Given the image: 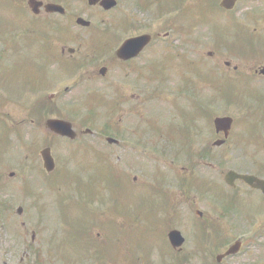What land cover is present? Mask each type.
Listing matches in <instances>:
<instances>
[{
	"label": "flooded vegetation",
	"instance_id": "obj_1",
	"mask_svg": "<svg viewBox=\"0 0 264 264\" xmlns=\"http://www.w3.org/2000/svg\"><path fill=\"white\" fill-rule=\"evenodd\" d=\"M0 1V138L6 137L0 139V264H49L45 256L51 254V248L35 246L38 230L46 229L47 219L44 221L43 215L39 211L41 208L44 212L41 204L31 200L30 196L32 195L23 188L25 181H29L25 179L24 175L25 162L28 158L25 154L17 155V148L14 151L13 145L25 144L24 131L26 129H20V125L10 122L6 117V115H10L6 112L7 106L12 100H16L14 98H22L25 91L31 94L40 92L47 95L46 98L36 102L33 107L30 106L32 108H30L29 114H31L33 124L38 121L37 117L43 118L45 111L49 114L45 120L49 134L46 132V140L42 142V145L45 146L39 151V155L42 167H44L42 151L47 147L50 148L55 159L53 172H56L58 169L57 156L54 154L56 139L78 142L81 134L95 135L93 130L78 133L73 123L77 136L72 139L68 135L64 136L56 130L50 129L46 124L49 119L67 120L61 113L67 107L64 100L67 92L66 66L75 74L88 63L89 55L84 59L79 58L74 61L76 58L74 55L78 52L81 53L84 47L85 38L89 40L90 55L100 58L101 56L107 57L106 65H101V68H107L108 77L112 76L110 74L113 65L116 67L121 65L124 68V75L120 76L123 80L122 83L119 78L115 77L116 75L111 80L114 101L113 105H110V110L113 111L115 123L109 132L100 130L102 137L99 138L102 141L104 139L107 141L112 136L114 141L112 143L107 141V143L119 149H127V143L131 146L133 143L134 147H132L136 154H138L136 150L138 146L151 150L156 148L164 154L162 155L163 161L167 153L162 149L183 146V150L187 152L186 156L193 157V159L189 157L188 160L192 163L196 161L193 166L198 163V165L207 166L210 171L215 172L213 176L201 179L205 184L203 187L199 185L202 203H213L215 210L213 213L212 210L207 212L205 208L197 211L196 215L199 216V219L187 217L186 204L189 199L184 198L183 193L179 198L173 194L170 188L159 187L162 184H156L154 181L144 184V187L147 188L146 193H148V207L141 211L135 210V216L127 215L128 219H122V224L114 226V229L108 223L102 224L96 221L97 224H100V230H103L97 233L101 239H98L97 236L95 238L89 228L88 232L90 233L85 234L82 246V249L85 248L91 252L93 259L90 258L92 262L89 264H142L143 260L138 257L133 260L131 256H124L126 249L130 250V246L140 248L144 240L152 238L161 241L173 255L172 258L171 253L159 252V256L155 255V260H159L160 264H244V254L254 257L251 249L260 236H264V203L256 204L252 201V196L264 200V191L253 185H248L242 179H236L234 184L228 183L226 175L230 170H234L240 174H253L264 179V138L254 136V131H250V133L247 131L249 122L264 121V97H255L248 91L254 87L264 88L251 82L253 79L255 82V79L264 78V62L257 61L259 57H264V51L258 50L257 45L244 34L247 31L249 35H257L264 39V0H250L248 3L244 2L245 0H232L228 7L223 5L224 0H117L116 8L122 7L125 3L128 6H133L140 13L152 10V17L156 21L168 16L169 19L166 21L168 28L166 30L160 28L148 32L143 31V25H139L138 18L131 19V17L123 15L116 22L103 23L108 26L102 29L92 24L81 26L75 22L76 26L83 30L82 37L71 28L70 22H61V16H67L68 8H71L70 3L74 0H35L43 3L35 8L30 6V0ZM50 3L65 4V12L63 14L47 12L45 5ZM244 5L248 10L249 29L233 16L235 12L242 11ZM94 7L101 8L99 4ZM214 8L222 12L226 11L230 17L223 23L220 18V21L216 22H213V17L209 18L210 20L207 19L209 22H213L210 30L212 39L218 47L226 44V49L234 51V56L250 60L251 63L254 62V65L249 67L246 72H243L239 65L234 66L231 60H225L224 63L229 72L221 73L200 68L195 74L193 71L195 68L191 71L193 65L185 64L188 56L178 52L182 49H192L194 45H203L204 42H201L199 38L204 37V34L200 33L198 36H194V30L196 27L202 28L203 25H206V16L211 17L209 14L216 12ZM193 17H197L198 20L193 21L191 19ZM131 30L137 34L128 36L124 41H117L118 34L116 32L124 35ZM141 35H149L146 46L128 59L120 58L117 51L121 46H124L127 39ZM177 36L179 39L176 43ZM227 40L235 43L231 45ZM77 41L80 43L78 48L67 46L69 44L76 45ZM67 53H69V57L75 58L66 59ZM214 54L215 52H210L209 56L212 57ZM179 66H183L185 69L182 74L178 70ZM175 81L178 82V87L173 86ZM152 83H155L156 89L148 93L147 84L149 86ZM204 83L213 85V88H210V90L213 89L212 95L206 94L207 89L204 87ZM170 84L173 87L169 86ZM131 85L134 88H129ZM121 87L128 88L127 91H130L128 96L122 95V93L118 94V88L121 89ZM245 93L250 99L253 97L255 113L249 112L240 120L242 121L241 126L244 128L237 137H240L238 142L243 141L245 145L242 143L237 145V148H241L236 150L242 152L237 155L239 159L231 162L229 154L233 155L235 151L229 149L215 152L214 148L229 146V142L234 137L232 132L235 119L233 118L230 127L218 129L215 126L217 117H213L211 112L216 103L227 104L235 97L242 99L246 95ZM204 94L206 100L202 103V98L199 101V97ZM209 96L212 98L208 99ZM162 97L169 99L174 97L173 106L170 101L164 100ZM101 98L100 94L95 93L92 98H89L88 103L95 104L92 100L97 101ZM150 98L156 99L151 102L164 100L167 105H171L172 107L168 105L169 114L166 113L167 111L164 113L157 109H153V114H150L148 109ZM120 101L121 105H119ZM173 107L175 110L170 115ZM119 111L122 116L117 118ZM55 112L59 114L55 115ZM87 112L88 115L85 118L92 122L97 119L98 114L95 109H89ZM155 113L161 114L157 116ZM253 116L255 117L253 118ZM246 118L249 120L247 121ZM200 120L207 121L206 124L210 128V132L213 131L210 123L214 120L215 133L213 131V137L218 136L219 138L212 143L207 140L208 142H205L207 145L198 148L197 146L201 145L204 140L200 133ZM202 131L205 134V130L202 129ZM100 133H96V135ZM148 136L150 142L146 141ZM250 136L253 138L249 139ZM1 141L10 145V152L13 148L12 153L8 151L6 154V148ZM36 142L37 144L40 142L37 135L32 144ZM247 142L259 148H249ZM81 143L87 144L84 145L86 146L84 148L86 155L91 153L95 155V158L99 156L97 159L99 164L94 162V165L106 167L102 165L105 160L103 147L90 146L88 142ZM194 146L196 152L193 150ZM69 156L73 155L70 153ZM122 158L121 155L118 164L122 162ZM229 162H235L240 166L225 171L223 181L228 187L227 190L221 186L218 175L219 169L222 168L221 165H228ZM132 164L139 166L137 161L132 160ZM44 169L47 171L45 167ZM68 169L70 168H61L57 175L60 173L63 175ZM121 171L123 174V170ZM184 172H189V169L185 168ZM121 174L119 172V175ZM17 177H22L20 182H13ZM54 177L57 176L54 175ZM159 178L160 175L158 182H163ZM59 179L58 177L57 181ZM121 179L131 186L125 177ZM134 179L138 181V177ZM183 181V177H180L177 183L181 184L180 188L184 189V187L187 188V180ZM163 183L168 184V181ZM57 184L55 182L54 185L57 186ZM140 188L143 187H137V189ZM41 193L40 196L43 197V192ZM62 197L67 199L66 196ZM39 201L44 202L43 200ZM44 203L45 211L48 213L47 204ZM180 207L184 209V213L178 211H182ZM156 216L168 217V219L157 222ZM199 228L202 230L200 234L198 233ZM114 230H117L118 233L123 232L126 238L121 235V238L115 240ZM136 230L139 231L137 237ZM178 230L182 233V236L177 239L178 241L182 240L181 244H175L170 236L171 232ZM81 241L82 239L76 242L81 245ZM21 247H25V249H23L21 259L18 260ZM73 248L75 251H71V253L75 254L74 261L68 262V253L64 251L66 260L64 263L84 264L80 256L81 246ZM229 251L231 252L228 253ZM120 255L123 256L120 257ZM42 256L44 257L42 258ZM16 259L17 263H15ZM48 260L50 261V258ZM150 260L153 261L151 258Z\"/></svg>",
	"mask_w": 264,
	"mask_h": 264
},
{
	"label": "rangeland",
	"instance_id": "obj_2",
	"mask_svg": "<svg viewBox=\"0 0 264 264\" xmlns=\"http://www.w3.org/2000/svg\"><path fill=\"white\" fill-rule=\"evenodd\" d=\"M244 2L248 3L250 2V0H245ZM70 5L71 8H68V12L66 14L67 16H61V22H70L71 28H73L76 34L80 37H82L81 35H83V30L79 26H76L75 22L78 16L86 17L87 19L92 21L93 25L97 26L100 29L108 26L104 25L103 23L111 21L116 22V20H118V18L123 15L129 16L131 17V19L138 18V22L140 23L139 25H143V31L148 32L152 30H159L160 28L166 30L168 28L166 25V21H168L169 19L168 16L163 17L159 21H156L152 17V10H149L146 13H140L136 11L133 6H128L125 3L124 5H122V7L116 8L112 12H103V10L99 7L91 8L87 4V0H74V2L70 3ZM243 8L244 9L242 11L235 12L233 16H235L236 19H239L240 22L244 23L249 29L250 24H248L247 18L248 10L247 8H245V5L243 6ZM215 10L216 12H212V14H209L211 17L206 16V20L212 17L214 18L213 22L221 20V23H223L226 20H229L230 15H227L226 11L222 12L218 9ZM191 19L193 21L198 20L197 17H193ZM209 20L206 21V25H203L202 28L196 27V29L194 30V36H198L200 33L204 34V37L199 38L201 42H204L203 45H194L192 49H182L181 51H178L179 53H183L188 56L187 62H185V64L188 63L191 66L193 65L191 71L195 68L196 71L193 70L195 74L198 73L197 70L200 68H203L207 71L214 70L221 73H226L229 72V69L225 66L224 62L225 60H231L234 66L239 65L240 68H242V71L246 72L249 67L254 65V62L251 63L252 61L250 60L243 59L240 56H234V51L226 49V44L218 47L215 41H213L212 39V31L210 30L213 22H209ZM190 22L192 23V21ZM116 33L118 34V42L124 41L128 36L137 34L134 33L133 30L124 35L118 32ZM244 34H246L248 39L252 40V42L257 45L258 50L264 51V39L259 38V36L257 35H249L247 31H245ZM178 39L179 37L177 36L176 43L178 42ZM231 40L227 41L232 45V43L235 42ZM84 41V47L81 50V53L78 52L74 55L76 58L69 57V53L66 54V59L75 58L74 61L78 60L79 58L84 59L85 56L88 57L89 55V61L87 64H85L84 67L75 72V74L72 73L71 69L68 66H66L67 75L65 74V80H67V92L65 93L66 96L64 100L67 107L65 108V110H62L61 113L64 115L65 119L74 123L78 133L91 128L94 131L95 135L85 136L81 134L78 142L56 139L54 141V154L55 156H57L58 166L56 172L48 173L44 169V167H42L40 159L41 157L39 155V151L45 146L44 144L42 145V142L46 140V132L47 134H49L45 125V120L48 118L47 116L49 114L45 111L42 119H39L37 117L38 121H35L36 124L32 123L31 114H29L31 110L30 108H32L36 102L42 100L43 98H46L47 95L40 92L31 94L30 92L25 91L23 97L14 98L16 100H12V102L7 106L8 109L6 110V112L10 114L6 115V117L10 120L11 123L13 122L15 125H20V129H26L24 131L25 144H21L18 146L13 145V147L15 149L14 151H16L17 148V155L23 156L25 154V156L28 158V160L26 159L25 162L26 166L24 175L25 179H28L29 181H25V185L23 186V188L24 190H28L30 195H32L30 196L31 200L38 201L41 204L44 212H42L41 208L39 209V211L40 213H42L44 221H46L47 219L46 229L41 228V230H38V235L35 240V246L38 248L43 246L44 248H51L50 256H45L49 264H65L64 262L66 260L64 257V251L68 253L67 261H74L75 254L71 253V251H75L73 247L75 246L80 248L81 246L82 249V246L84 244L83 241H81V245L76 241H80L83 237L86 236V233H90L88 232L89 230H87V225H85V221L87 219H89L90 221V229L92 230L93 236L96 238V236L98 237V231H103L100 230V224H97L98 222H101L102 224L108 223L114 229V226L117 227L122 224V219H128L127 215L135 216V210L141 211V209H145L146 207H148V193H146L147 188L144 187V184L146 185V183H152L154 181V183L156 184H162L159 185V187L161 186L163 188H170L173 194H175V196L179 198H181V196L184 194V198L187 197L189 199L188 203L186 204V215L190 219H199V216L196 215V212L202 210L203 208H205L207 212L212 210V213L215 210L213 203H202L200 198V195H202V193H199V185H201L202 187L203 185H205L201 181V179L209 178V176H213L215 172L210 171L207 166L204 167V165H198V163L197 165L193 166L196 161L195 163H192L188 160L190 156H186L187 152L183 150V146L169 147L167 148L169 153L165 148L162 149V151L167 153L165 154V160L163 161L162 155L164 154L160 153L158 150H156V148H153L151 150L147 149L146 147L142 148L138 146L136 149L138 154H136V151H134L133 149V143V147L131 146V144L129 145V143H127V149H119L114 145H109L105 139L102 141L99 138L102 137V133L99 132L100 130L109 132L112 130L113 124L115 123L113 111L110 110V105H113L112 102L114 101L112 98L113 89H111V80L116 75L115 77L119 78V81H121L120 83H122L123 80L122 78H120V76L123 77L124 68L121 67V65L118 66L119 68L113 65V68L111 70L112 72L110 74L112 76L108 77L107 74L106 76L102 77V75L100 74V69L102 67L101 65H106L105 61L107 57L101 56L100 58L96 55H90V49L88 47L89 40L85 38ZM78 42L79 41L75 42L76 45L69 44L67 46H76L78 48V46L80 45V43ZM210 52H215L214 56H209ZM257 61L264 62V57H259ZM178 70L181 74L185 71V69H183V66H179ZM230 74L232 75V73ZM251 82H253V84L259 86L261 85L264 87V78L255 79V82L253 79ZM174 83L175 84H173V86L178 87V82L175 81ZM154 84L155 83H152L149 86L147 84L148 93H151L156 89ZM203 85H205L204 87L207 89L206 94L212 95L213 89L210 90V88H213V85L211 86L207 83H204ZM169 86H172V84H170ZM129 88L132 89L134 88V86L131 85V87ZM127 90L128 88H118V94L122 93V95L128 96V93L130 91ZM248 91L251 92L255 97H264V88L262 87L250 88L248 89ZM95 93L102 96L101 100H92L95 104L88 103L89 98H92ZM245 94L246 95L242 99L235 97L233 101H231L230 103L227 102V104H224L223 102L216 103L211 112L213 117L215 118L217 116H231L235 119V123L233 126L234 129L232 132V134H234V137L233 140L229 142V146L214 148L215 152L227 151L229 149L235 151L233 155L229 154V159L231 162L232 160L239 159L237 155L242 152L236 150L241 148H237V145L239 146L240 143L245 145V142L243 141L238 142L240 137L237 136L242 133V130L244 128L243 126H241L242 121L240 120L244 118L245 114H249V112L253 114L255 113V101H253V97H251L250 99L248 94ZM162 98L164 100L170 101V104H172L173 106L175 100L174 97L170 99L168 97ZM200 98H202L201 102L204 103L206 100L205 94L199 97V101ZM210 98H212V96L208 97V99ZM151 100L156 99L150 98L148 102V109L150 110V114H153V109H157L159 112L164 113L167 111L166 113L169 114V104L167 105V103H165L166 101L157 100L155 102H151ZM121 104L122 103L120 101L119 105ZM89 109H95V111H97L98 117L93 121L95 123L90 121V119L85 118L88 115L87 111ZM174 110L175 108L173 107L170 115H172V112ZM57 114L59 113L55 112V115ZM160 114L161 113H155V115L157 116H160ZM120 116H122V113L119 111L117 118H120ZM254 117L255 116H253V118ZM84 119L86 120V122H84ZM246 119L247 121L249 120V118ZM205 121L206 120H200V133L204 140L202 141L201 145L197 146L198 148L207 145V143L205 142L210 141V143H212L219 138L218 136L213 137V131L215 133V128L213 126L214 120L210 123V126L213 130L212 132H210V128L206 124L207 121ZM247 126L248 133H250V131H254V136L258 138H264V121L260 123L249 122ZM201 128L205 130V134L203 133ZM96 133L100 134L96 135ZM36 135L38 136V140L40 139V142L39 144H37L38 141L32 144ZM3 138L6 137H2V139ZM252 138L253 137L250 136L249 139ZM146 139V141L150 140L149 136ZM81 142H88L90 146L92 145L98 148L103 147V152H105V160L104 163L102 161L101 162L103 163L102 165L106 167H98L97 165H94V162L99 164V160H97L99 159V156L95 158V155L91 153H89V155H86L84 153V148H86V146L84 145L87 144H82ZM1 143L4 144L7 154L10 150V145L5 141H1ZM247 145L249 148H259L249 142H247ZM195 148L196 147L194 146V152H196ZM12 149L11 152L9 151L10 153H12ZM70 153L71 155H73L72 157L69 156ZM121 155L123 157L122 162H120L121 164H118V160ZM18 159L21 160L22 158ZM190 159H193V157H190ZM132 160L137 161L139 163V166H137L136 164H132ZM235 162H229V164L225 166L221 165L222 168L219 169L218 179L220 178L221 186H223L227 190L228 187L226 186L225 181H223L225 171L235 166H240ZM107 165H110L111 168ZM63 167L70 169H68V171L65 170V173L63 175L61 173L57 175V173H59L60 169ZM185 168H188L189 172H184ZM121 170H123V174H121ZM119 172L121 175H119ZM54 175H56L57 177H54ZM159 175V180L163 182L168 181V184L158 182ZM58 177L60 179L57 181ZM123 177H125V179L130 182L131 186H128L126 182L122 181L123 179L121 178ZM137 177L138 181L134 179ZM180 177H183V182L187 180V188H180V186L182 185L177 183V180ZM21 178L22 177H17L13 180V182H20ZM55 182L58 183L57 186L54 185ZM74 182L76 184L73 185ZM78 185L82 186L83 189L80 190V187ZM138 186H142L143 188L137 189ZM86 189L88 190L86 191ZM41 192H43V197L40 196V194H42ZM62 196H66L67 199ZM93 199L95 201H93ZM39 200H43L44 202H46V210L48 211V213L45 211V203H41ZM252 201L256 204L264 203V200H261V198L258 199L254 196H252ZM180 208L183 212L181 210L178 211L180 213H184V209L182 207ZM156 217L157 222L165 221L168 219V217ZM95 221H97V223ZM114 232L115 240L117 238H121V235L126 238L123 232L118 233L117 230H114ZM135 233L137 237L139 231L136 230ZM198 233H202L201 228L198 229ZM98 239H101V237H98ZM130 247V250L126 249V254L124 256H131L133 260L137 259L138 257L143 260L142 264H160L159 260H155V255L159 256V252L161 251L171 253V251L167 249L161 241L154 238L144 240L141 243L140 248H137L135 246ZM23 249H25V247L20 248V256L18 257V260H20L22 257ZM251 250L254 257H249L244 254V264H264V236H260L259 240L255 243V246ZM80 256L84 264H89L90 262H92L91 259L93 258H91V252L85 250V248L82 249ZM121 256L123 255H120V257ZM43 257L44 256H42V258ZM171 257L173 258L172 253ZM49 258L50 261L48 260ZM150 258L153 261H151ZM255 258L256 260L254 261ZM33 259L34 257L32 258V260ZM196 260L199 261L198 259ZM16 261L17 259L15 260V263H17Z\"/></svg>",
	"mask_w": 264,
	"mask_h": 264
},
{
	"label": "water",
	"instance_id": "obj_3",
	"mask_svg": "<svg viewBox=\"0 0 264 264\" xmlns=\"http://www.w3.org/2000/svg\"><path fill=\"white\" fill-rule=\"evenodd\" d=\"M31 6H34V0L30 1ZM98 2L101 3V5L103 7H105L106 9H111L114 8L117 3L116 0H89V4L93 5V4H97ZM232 0H224L223 5L227 6L229 5V3H231ZM47 10L50 11H58V12H64V8L62 6L59 5H55V4H50L47 5ZM78 24L81 25H88L90 24L89 21L85 20L84 18H79L77 20ZM149 39L148 36H140L138 38H133V39H129L127 40V42L124 44L123 47H121L118 50V55L123 57V58H127L128 57H132L134 55H136L145 45L147 40ZM102 73L105 74L106 70L102 69ZM232 123V119L230 117L225 118V117H218L215 125L216 128L221 129V128H228V126L230 127ZM48 126L52 129V130H56L57 132L63 134V135H70L71 137H75V133L73 131L72 128V124L69 122H63L60 120H55V121H48L47 122ZM111 140V139H110ZM43 155L45 157V166L48 167V169L52 170L54 168V160L52 158V156H50V150H46L43 152ZM235 179H243L245 180L248 184L255 186L256 188H259L261 190H264V180L261 181L259 179H257L255 176H248V175H244V174H238L235 171H230V173H228V175L226 176V181H228V183L233 184L235 181ZM256 182V183H255ZM180 233L178 232H172L170 234V236L173 239V242L175 244H179L182 242V240H177L179 237ZM233 251V250H232Z\"/></svg>",
	"mask_w": 264,
	"mask_h": 264
}]
</instances>
